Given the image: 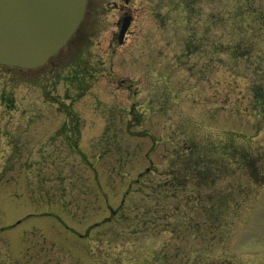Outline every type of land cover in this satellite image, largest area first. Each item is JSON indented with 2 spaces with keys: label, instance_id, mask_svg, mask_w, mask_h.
<instances>
[{
  "label": "rangeland",
  "instance_id": "rangeland-1",
  "mask_svg": "<svg viewBox=\"0 0 264 264\" xmlns=\"http://www.w3.org/2000/svg\"><path fill=\"white\" fill-rule=\"evenodd\" d=\"M102 1L88 50L97 72L85 95L65 82L53 90L42 80L20 83L16 70L0 69V264H192L186 254L196 251L195 264H264V100L256 96L264 93V40L243 36L249 56L236 44L249 30L245 14L264 11V0H132V31L114 46L119 10ZM116 75L136 81L143 105L159 95L164 114L142 111L130 128L124 107L133 98L109 81ZM69 118L78 149L48 141ZM149 158L158 170L143 171ZM170 164L204 166L187 185L200 201L178 203L154 189ZM110 208L117 213L106 222ZM184 208L214 236L184 231L182 250L165 248Z\"/></svg>",
  "mask_w": 264,
  "mask_h": 264
},
{
  "label": "flooded vegetation",
  "instance_id": "flooded-vegetation-1",
  "mask_svg": "<svg viewBox=\"0 0 264 264\" xmlns=\"http://www.w3.org/2000/svg\"><path fill=\"white\" fill-rule=\"evenodd\" d=\"M94 1H95V8L92 9L93 10L92 16H94V20H95V16L98 15L99 8L104 5L103 4L104 1L102 0H94ZM117 1L121 3H118ZM131 1L132 0H116L115 2L117 9L119 10L118 18L114 21L116 25V29L119 30L120 20L123 17V14L132 16V22H131L129 29L127 30L125 34L123 43L127 40L128 36L130 35L132 31V24L134 22V12L132 8L130 7ZM93 28H94L93 26L90 27V24L83 22V25L79 30L82 32V35H79L77 33L75 35V40L74 41L72 40L73 43L75 44L69 43V45L62 52L56 55L54 60L49 62L50 64H47L48 67H44L42 69V73H44V71H46V69L48 68V72H50L51 75H53L54 77H63L65 75L66 76L65 83L70 85L71 87L70 89H73L76 93L77 92L78 93L87 92V89L90 88L91 80L93 79V77H95L94 73L97 72V70H96V67H94L95 63L92 65L93 67L91 66L87 69L86 65L87 63H89L91 54L89 53L87 48H84L82 50V48L84 47L83 46L84 43H82L81 46L79 45V43L86 36V34L88 36L93 34V32H91V29ZM116 34H117V31L115 30L113 32L112 42H110L111 46H114L115 43H118ZM72 54H76V57H75L76 59L73 56H71ZM76 60L78 61V63L75 64L74 61ZM90 64H91V61H90ZM77 65L78 67H76ZM79 65L84 66V67L80 68ZM109 81L115 84L116 90L123 91V92L126 91L129 95L128 97L133 98V101H131V103L128 104V106L124 107L125 113L129 115L128 120H129L130 125L135 124L136 121H139L141 119L142 117L141 114L144 109H146V111L148 112L147 116L160 115L161 117V115L164 114L162 102L159 101L158 105L155 103L159 100L158 98L159 95H155L154 93L151 94L152 92H150L149 100L146 101L144 105L142 104L143 103L142 101L139 102L137 100L136 101L134 100L136 97L140 95V90L137 89L138 84L133 79L127 76L122 77V76L116 75L115 77H110ZM68 106L69 104L66 107L68 108ZM139 109H141L140 112L138 111ZM70 112H71V109L68 108L67 113H70ZM110 119H112V116L108 117V120ZM66 122H67V125L64 122L60 127L55 129L56 131L55 133L51 135L50 142L52 140L53 144L62 142V144L71 145V137L77 133L74 132V130L70 126V123H71L70 118ZM147 156H149V153H147ZM149 160H150L149 165L146 166L143 171L151 172V171L158 170L156 165L153 163V161L150 158ZM88 165H90V167L94 171L98 169V167L95 168L93 164H88ZM183 168L186 169L185 172H192L193 174L191 173L192 175H185V173L183 172ZM195 168H198V167H195ZM240 168H243V170H248L247 169L248 167L245 165ZM160 171H162V173H164L168 177L164 179L163 181H160L158 185L154 187L155 190L159 191L160 187L163 186L165 197L172 196L173 198H176V200H178V203L188 201V199H191L192 197H195L196 201H200L201 195L199 191H197L196 193H192V195H190V193H187V185H190L196 180H199V178H202V175L200 173L201 171L200 168L198 169L196 173L194 172L195 169L192 166L171 165L170 164V165L164 166V168H162ZM243 194H244V198H246L247 197L246 193L244 192ZM174 220L175 222L173 223V227H171L169 230L171 232V235L174 236L173 238L174 244H172V239L167 240L164 244L165 248H168V246L173 245V246H176L177 249L182 250V242L184 240V236H183L184 231H186V233L192 234L196 240L200 238V236L202 235L201 233L202 230L204 232H207L208 235L214 236L213 234H210V232L213 233V231H215V228L208 229L207 227H200L199 221L195 220L192 214H188V212L186 211V208H184L181 212L178 211L177 217ZM179 241L181 243V247L179 246ZM189 248L190 250L197 249V248H194L193 244H191ZM186 255H187L186 259L191 258L190 261L192 262V264H195L194 259L197 257H200V251H196L194 254H192V256H189L188 253ZM184 257L185 256L183 255V253L180 252V254H177L176 260H179V262L182 263ZM261 262L263 263L264 259L261 260ZM176 263L177 262H175V264ZM197 264H200V262H197Z\"/></svg>",
  "mask_w": 264,
  "mask_h": 264
},
{
  "label": "water",
  "instance_id": "water-1",
  "mask_svg": "<svg viewBox=\"0 0 264 264\" xmlns=\"http://www.w3.org/2000/svg\"><path fill=\"white\" fill-rule=\"evenodd\" d=\"M86 5L87 0H0V64L44 63L76 30Z\"/></svg>",
  "mask_w": 264,
  "mask_h": 264
},
{
  "label": "trees",
  "instance_id": "trees-1",
  "mask_svg": "<svg viewBox=\"0 0 264 264\" xmlns=\"http://www.w3.org/2000/svg\"><path fill=\"white\" fill-rule=\"evenodd\" d=\"M249 14H245V19H246V27L248 30V33L246 32H242V33H239V36L240 38H238V40L236 41L237 43L236 44H242L240 46V48L244 45V48H242L241 50V53H240V56H249V54H251L253 52V44L250 43V42H247L245 43L244 42V35L249 39V40H254L255 42H259V41H262L261 39L264 40V11L262 12H255V13H250L248 12ZM256 29L253 31V29ZM253 32V33H252ZM252 33V34H251ZM260 39V40H258ZM264 42V41H263ZM235 52V51H234ZM256 96H261V101L263 103V100H264V93H257ZM253 152V151H252ZM252 152H249L250 155H249V159H246L248 161H251V157H252ZM250 163V162H248Z\"/></svg>",
  "mask_w": 264,
  "mask_h": 264
}]
</instances>
